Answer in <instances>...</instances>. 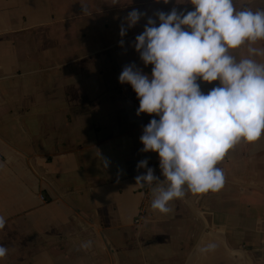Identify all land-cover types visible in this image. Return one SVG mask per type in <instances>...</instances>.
Returning a JSON list of instances; mask_svg holds the SVG:
<instances>
[{
	"label": "crops",
	"instance_id": "crops-1",
	"mask_svg": "<svg viewBox=\"0 0 264 264\" xmlns=\"http://www.w3.org/2000/svg\"><path fill=\"white\" fill-rule=\"evenodd\" d=\"M117 2L0 0V264H264V134L217 165L219 191L186 194L168 214L151 209L153 186L136 185L147 168L163 180L158 154L140 151L159 117L137 115L135 92L118 78L130 64L151 76L134 48L149 18L159 26V12L194 9ZM234 5L264 10V0ZM133 9L144 15L128 28ZM200 83L204 93L218 84Z\"/></svg>",
	"mask_w": 264,
	"mask_h": 264
},
{
	"label": "clouds",
	"instance_id": "clouds-1",
	"mask_svg": "<svg viewBox=\"0 0 264 264\" xmlns=\"http://www.w3.org/2000/svg\"><path fill=\"white\" fill-rule=\"evenodd\" d=\"M188 2L194 10L159 12V26L149 18L135 37L134 48L145 66L152 65L151 76L130 64L118 78L135 92L137 115L159 117L144 127L140 151L158 154L163 180L151 168L135 180L139 187L153 186L150 207L160 214L170 213L171 202L186 194L219 191L225 176L217 165L237 145L254 144L264 134V63L255 58L264 55L256 47L264 41V10L237 11L234 0ZM143 15L133 9L125 18L128 28ZM126 31L121 27L120 36ZM242 47L248 54L237 60L230 50ZM200 82L218 84L204 93ZM147 164L141 160L137 167ZM5 224L0 215V230ZM91 247L92 241L81 245ZM7 251L0 245V259Z\"/></svg>",
	"mask_w": 264,
	"mask_h": 264
},
{
	"label": "built area",
	"instance_id": "built-area-1",
	"mask_svg": "<svg viewBox=\"0 0 264 264\" xmlns=\"http://www.w3.org/2000/svg\"><path fill=\"white\" fill-rule=\"evenodd\" d=\"M39 198L40 199H43V197L41 195H39ZM134 221L137 222V219H135Z\"/></svg>",
	"mask_w": 264,
	"mask_h": 264
}]
</instances>
